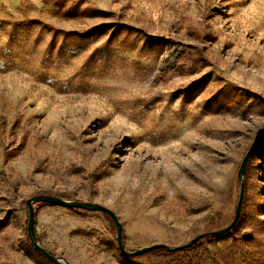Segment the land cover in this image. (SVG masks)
Here are the masks:
<instances>
[{"label":"rangeland","instance_id":"obj_1","mask_svg":"<svg viewBox=\"0 0 264 264\" xmlns=\"http://www.w3.org/2000/svg\"><path fill=\"white\" fill-rule=\"evenodd\" d=\"M263 131L264 0H0V264H52L39 194L109 208L128 251L227 226ZM61 211L35 231L68 264H264V137L235 227L184 252Z\"/></svg>","mask_w":264,"mask_h":264},{"label":"water","instance_id":"obj_2","mask_svg":"<svg viewBox=\"0 0 264 264\" xmlns=\"http://www.w3.org/2000/svg\"><path fill=\"white\" fill-rule=\"evenodd\" d=\"M264 137V131L261 132L256 139L252 141L249 148L245 152L243 159L240 163L239 169H238V183H239V193H238V199L234 211V216L231 222L218 230L214 231H208L202 234L197 235L187 243L178 246V247H169L164 244H154L147 247H143L141 249H137L134 251H128L125 248L124 240H123V232H122V226L115 215V213L110 210L109 208L93 202H82L77 200H69L60 196L51 195V194H39L35 195L28 200H26V206H27V223H26V230H27V236L30 241V243L33 245V247L38 251L44 258H46L50 263L52 264H68L64 261V259L57 257L53 255L51 252H49L47 249H45L37 240L36 231H35V205L36 204H48V205H56L61 206L63 208L68 209H79V210H85V211H92V212H99L105 214L113 223L114 229H115V239L117 243L118 250L127 257H138L143 254L155 251V250H164L169 253L178 252L184 249H188L191 246H193L195 243H197L199 240L205 238V237H220L228 232H230L235 225L238 222V219L241 214L242 210V201H243V177L246 170L247 162L249 160V157L251 156L253 150L256 148L260 140Z\"/></svg>","mask_w":264,"mask_h":264},{"label":"crops","instance_id":"obj_3","mask_svg":"<svg viewBox=\"0 0 264 264\" xmlns=\"http://www.w3.org/2000/svg\"><path fill=\"white\" fill-rule=\"evenodd\" d=\"M40 206H42V205H40ZM42 207H45V208H47V210L48 211H50L52 214H54V215H58V214H60V212H62L61 211V208H63V207H61V206H56V205H45V206H42ZM35 214H36V212H35ZM63 214V213H62ZM36 216V215H35ZM35 222H36V218H35ZM50 240V237L48 238V241ZM120 252V251H119ZM121 253V252H120ZM122 254V253H121ZM123 255V254H122ZM123 256H125V255H123Z\"/></svg>","mask_w":264,"mask_h":264},{"label":"trees","instance_id":"obj_4","mask_svg":"<svg viewBox=\"0 0 264 264\" xmlns=\"http://www.w3.org/2000/svg\"><path fill=\"white\" fill-rule=\"evenodd\" d=\"M40 205H42V206H45V205H48V204H40ZM71 210H78V209H71ZM27 232V231H26ZM27 235V234H26ZM29 240V239H28ZM187 249H184V250H181V251H178V252H184V251H186ZM162 251H164V250H162Z\"/></svg>","mask_w":264,"mask_h":264}]
</instances>
